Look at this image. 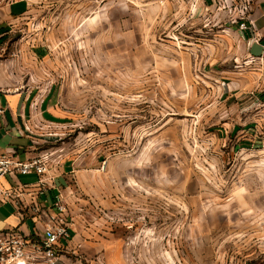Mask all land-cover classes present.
Listing matches in <instances>:
<instances>
[{"label": "rangeland", "instance_id": "374dc122", "mask_svg": "<svg viewBox=\"0 0 264 264\" xmlns=\"http://www.w3.org/2000/svg\"><path fill=\"white\" fill-rule=\"evenodd\" d=\"M8 1L5 89L30 94L36 155L72 170L56 264H264V106L226 9Z\"/></svg>", "mask_w": 264, "mask_h": 264}, {"label": "built area", "instance_id": "2783aa9c", "mask_svg": "<svg viewBox=\"0 0 264 264\" xmlns=\"http://www.w3.org/2000/svg\"><path fill=\"white\" fill-rule=\"evenodd\" d=\"M157 4L185 6L191 12L193 7L202 6L208 9L209 3L218 10L226 9L230 21L238 31H246L251 40L259 42L254 20L251 13V4L247 0H142ZM222 5L221 7H219ZM248 62H253V58ZM0 90V124L5 117L7 106L1 102ZM24 134L30 132L29 126L23 124ZM28 135V134H27ZM30 136V135H29ZM49 157L48 153H40L25 160L15 155L0 151V207L11 205L17 214L24 220L25 214L33 215V220H40L42 215L45 222L42 225V234L30 235L18 227L0 230V264H56L58 252L72 236V228L68 221V204L59 193L55 195L49 209L41 203L28 201L30 184L19 181V176L35 174L38 179L35 183L37 195H41L48 180H52L50 171L59 165ZM6 183V184H5ZM30 194V195H29Z\"/></svg>", "mask_w": 264, "mask_h": 264}, {"label": "crops", "instance_id": "0c3cea01", "mask_svg": "<svg viewBox=\"0 0 264 264\" xmlns=\"http://www.w3.org/2000/svg\"><path fill=\"white\" fill-rule=\"evenodd\" d=\"M251 4V13L254 20V25L256 28L257 36L259 37V42H254L251 40V35L246 31H239L241 43L244 48L243 58L245 63L250 65L249 81L257 86L254 89V99L256 101L260 100L263 102L264 106V85H261V81H264V0H247ZM15 1H8L7 3L2 4L0 0V39L3 34L7 33V29L13 20V15L16 11V6L13 4ZM4 36V35H3ZM1 41V40H0ZM253 58V62L249 59ZM12 81L10 78L6 77L0 67V90H4L5 93H1V102L7 106L5 112V117L2 119L0 124V151L10 153L15 155L20 160H25L27 158L33 157L36 155L34 144L37 142L34 140V137L24 134L22 126L25 123L26 117H31L32 113L36 111V107L32 105L31 100L29 99L30 94L28 92H10L6 90L5 86L10 85ZM260 86V87H259ZM259 87V88H258ZM53 103L51 100L46 98L41 106H44V109L47 113L53 112ZM27 115V116H26ZM27 124V123H26ZM22 138L24 140L17 142L15 137ZM69 165L66 163H59L56 167H53L50 171L52 180L47 181V185L44 186L43 192L41 195H37L35 183L38 179V176L35 174L19 176L24 177V182L22 183L30 184V196H27L26 199L30 201H35L41 203L44 206H48L53 202L55 195L61 194L65 202L69 203V197L66 194L64 189L66 178L68 174L72 172L69 169ZM6 184V183H5ZM13 210L16 217H18L19 223L17 225H11L8 222L9 211ZM24 220L17 214L16 210L9 204L2 205L0 207V230L7 229L11 227H18L23 230L25 233L30 235L42 234V225L45 222V217L42 215L40 220L36 218L33 220V215L25 214L23 217Z\"/></svg>", "mask_w": 264, "mask_h": 264}]
</instances>
